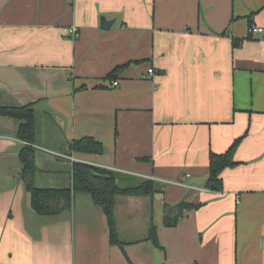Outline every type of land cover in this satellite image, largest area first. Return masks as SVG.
Listing matches in <instances>:
<instances>
[{
	"label": "crops",
	"instance_id": "crops-1",
	"mask_svg": "<svg viewBox=\"0 0 264 264\" xmlns=\"http://www.w3.org/2000/svg\"><path fill=\"white\" fill-rule=\"evenodd\" d=\"M252 27L264 30V0H0V106L33 105L36 188L71 189L79 162L159 191L115 198L122 246L90 194L38 215L20 121L1 117L0 264H264V33L248 39ZM85 138L104 152L70 151ZM239 138L224 191L208 190L211 152ZM179 204L200 207L167 227Z\"/></svg>",
	"mask_w": 264,
	"mask_h": 264
},
{
	"label": "trees",
	"instance_id": "trees-1",
	"mask_svg": "<svg viewBox=\"0 0 264 264\" xmlns=\"http://www.w3.org/2000/svg\"><path fill=\"white\" fill-rule=\"evenodd\" d=\"M251 24V19H249ZM248 39H253L250 35ZM244 40L233 39L234 48H238ZM128 66H120L108 75V78H116L121 71ZM11 118L20 121L18 129V139L26 143L20 153L22 162V180L25 182L26 189L31 195V205L35 213L41 216H56L69 210L71 200L74 195L87 193L92 196L96 206L100 207L108 223L111 243L122 246L119 238L118 226L115 217V198L118 196H154L158 193L156 184L151 180L137 181L132 179V183H127V176L87 165L84 163H75L73 167V183L69 190H41L34 184V175L37 172L35 163L36 150L33 148L36 140L35 112L33 105L24 107H2L0 106V118ZM243 138L234 141L230 149L223 154L211 152L209 157L210 175L207 181V189L213 192H223L224 182L222 173L229 168H235L239 165L234 160L236 150L241 144ZM70 151L83 154L100 155L104 152V146L92 138H85L73 142ZM65 203L63 206L62 204ZM200 206L179 204L175 207L178 213L173 219L167 212L165 225L175 227L182 218L185 209H196ZM148 239L159 246L158 231L154 223L151 224Z\"/></svg>",
	"mask_w": 264,
	"mask_h": 264
},
{
	"label": "built area",
	"instance_id": "built-area-1",
	"mask_svg": "<svg viewBox=\"0 0 264 264\" xmlns=\"http://www.w3.org/2000/svg\"><path fill=\"white\" fill-rule=\"evenodd\" d=\"M68 33H69L73 38H77V37L79 36V34H78V30H77L76 28L70 29ZM263 33H264V30H263L262 28L252 27V28L250 29V35H251L253 38H255V39H257V37H258L259 35L263 34ZM154 75H155V70L151 68V69L148 70L147 74H145V75L143 76V79L146 80V79L152 78ZM113 86H114V87H118V86H119V83H118L117 81H114V82H113ZM23 144L26 145V143H24V142H23ZM33 148H34V145H33ZM67 158H69L71 161H74V162H75V160H74L73 157H70V156H69V157H67Z\"/></svg>",
	"mask_w": 264,
	"mask_h": 264
},
{
	"label": "water",
	"instance_id": "water-1",
	"mask_svg": "<svg viewBox=\"0 0 264 264\" xmlns=\"http://www.w3.org/2000/svg\"><path fill=\"white\" fill-rule=\"evenodd\" d=\"M110 26H111V22H108L106 19H102V29L108 30ZM261 38L262 36L259 37V39Z\"/></svg>",
	"mask_w": 264,
	"mask_h": 264
}]
</instances>
